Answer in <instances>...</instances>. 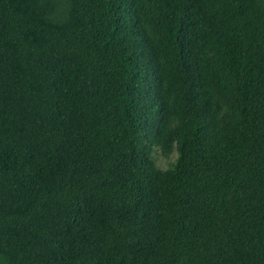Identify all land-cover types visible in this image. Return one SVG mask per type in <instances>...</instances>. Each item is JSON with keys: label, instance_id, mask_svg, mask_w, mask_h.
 <instances>
[{"label": "trees", "instance_id": "obj_1", "mask_svg": "<svg viewBox=\"0 0 264 264\" xmlns=\"http://www.w3.org/2000/svg\"><path fill=\"white\" fill-rule=\"evenodd\" d=\"M0 264H264V0H0Z\"/></svg>", "mask_w": 264, "mask_h": 264}, {"label": "rangeland", "instance_id": "obj_2", "mask_svg": "<svg viewBox=\"0 0 264 264\" xmlns=\"http://www.w3.org/2000/svg\"><path fill=\"white\" fill-rule=\"evenodd\" d=\"M155 155L157 157L158 164L161 167L168 168L171 162H173L177 156V153H173L170 157H163L159 150L155 152Z\"/></svg>", "mask_w": 264, "mask_h": 264}]
</instances>
